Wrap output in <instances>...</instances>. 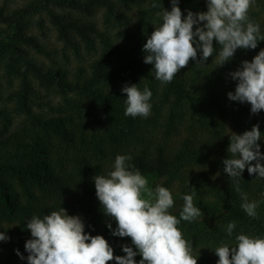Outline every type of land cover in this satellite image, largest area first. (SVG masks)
Here are the masks:
<instances>
[{"label": "trees", "instance_id": "trees-1", "mask_svg": "<svg viewBox=\"0 0 264 264\" xmlns=\"http://www.w3.org/2000/svg\"><path fill=\"white\" fill-rule=\"evenodd\" d=\"M155 2L160 7L152 6L154 0H28L16 8L0 5V71L19 80L7 95L18 116L11 114L9 106L0 108V232L10 237L0 241V264H27L24 245L31 239L27 221L61 207L82 218L86 233L104 236L114 255H125L121 245L132 246L131 240L111 234L107 223L115 229V221L102 213L92 179L113 170L118 154L131 156L126 163L138 169L150 187L161 185L171 191L175 203L170 212L177 218L182 196L195 192L194 204L203 215L193 222L181 221L178 227L191 243L198 264H216L215 248L221 242L234 246L237 234L264 238V178L249 175L247 169L240 178L249 202H258L257 218L249 217L222 163L231 156L226 151L231 135L255 124L262 133L259 143L264 153V111L253 115L249 104L227 98L236 84L228 74L242 61H251L264 49V41L254 50L238 49L220 67V49L214 41L216 50L206 64L192 61L172 82L162 83L155 79L153 66L143 62L142 51L153 25L162 22L157 13L162 7L171 10L170 0ZM121 5L137 6V20L133 22ZM179 7L185 16L187 10H207L206 0H180ZM57 8L70 11L60 13ZM100 10L106 26L124 27L117 33V42L94 20L74 13ZM42 14L76 57L81 58L83 46L96 53L88 67L70 71L47 67L37 59L36 55L51 56L30 33L34 17ZM248 15L264 34V0H254ZM36 24L45 29L43 19ZM125 84L151 90L147 118L124 114L126 94L121 89ZM38 86L62 100L51 115L35 108ZM47 106L53 110L51 104ZM232 221L236 227L229 237L226 226ZM17 249L24 260L16 255ZM140 259L135 257L137 264Z\"/></svg>", "mask_w": 264, "mask_h": 264}, {"label": "clouds", "instance_id": "clouds-1", "mask_svg": "<svg viewBox=\"0 0 264 264\" xmlns=\"http://www.w3.org/2000/svg\"><path fill=\"white\" fill-rule=\"evenodd\" d=\"M254 0H206L207 10H187L185 16L179 7L180 0H170L171 10L164 7L157 13L161 23L142 47L143 62L152 65L155 79L170 83L174 77L194 61L201 65L212 57L219 46L218 67L231 61L238 49L254 50L264 41L260 25L249 18ZM154 8L160 7L155 2ZM236 82L234 92L227 98L241 104L247 103L251 114L264 111V49L251 61L244 60L239 68L228 74ZM121 92L125 115L147 118L151 113V90H141L137 84H125ZM259 124L242 134L230 137L224 159L223 171L233 178L234 190L240 195L241 208L252 218H257L258 202H249L247 193L240 188V178L245 169L249 175L264 178V153L261 152ZM128 155H116L113 170L107 175L93 176L95 195L102 213L115 221L107 227L111 234L130 238L131 245H121L125 255H114V249L102 235L85 232V223L79 215H69L61 207L43 217L33 215L26 223L31 239L25 242L27 264H198L192 254L191 243L178 227L181 221L193 222L203 213L194 204L195 192L182 196L179 218L170 212L174 206L171 191L161 185L149 186L148 179L138 169L126 162ZM236 222H229L226 233L233 235ZM0 232V241H7ZM135 249V250H134ZM16 255L25 257L17 249ZM216 264H264V238L237 234L234 246L221 242L214 250Z\"/></svg>", "mask_w": 264, "mask_h": 264}, {"label": "rangeland", "instance_id": "rangeland-1", "mask_svg": "<svg viewBox=\"0 0 264 264\" xmlns=\"http://www.w3.org/2000/svg\"><path fill=\"white\" fill-rule=\"evenodd\" d=\"M28 0H0V5L6 3L12 8L23 6ZM122 9L130 16L131 20L134 22L137 20L139 8L137 6L132 5L131 9L126 8L124 5H121ZM62 12L70 11V9H58ZM75 14L82 16L87 20H94L98 26V28L105 32L109 37L116 41L117 33L124 27L117 25L116 23H111L106 26L104 22L103 11H96L91 14L84 13L82 11L74 12ZM43 19L45 23V29L42 30L36 24L37 21ZM34 24L31 28L30 33L35 35L43 44H45L46 48L51 52V56H43L36 55L37 59L45 64V66H61L70 71H74L79 66L88 67L90 62L96 57V53H89L86 51L85 47L81 48V58H78L74 55V53L64 46L63 42H61L57 37V32L51 25L49 18L47 15H37L34 17ZM97 45L101 48V44L97 39ZM19 86V80L17 79H9L7 76L3 75V72L0 71V108L4 106H9L11 114L14 116H18L17 112L14 111V107L12 106L11 101L7 99V95L15 90ZM37 91L39 93V106L35 107L38 112L44 115H51L54 112V108L59 106L62 103L59 95H54L48 93L43 87L38 86ZM51 104L53 110H51L47 105ZM230 130H232V126L229 125ZM16 129L14 125L12 130Z\"/></svg>", "mask_w": 264, "mask_h": 264}]
</instances>
